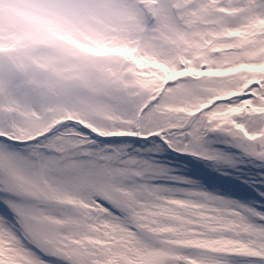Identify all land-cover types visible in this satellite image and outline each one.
Segmentation results:
<instances>
[{
	"label": "snow or ice",
	"instance_id": "1",
	"mask_svg": "<svg viewBox=\"0 0 264 264\" xmlns=\"http://www.w3.org/2000/svg\"><path fill=\"white\" fill-rule=\"evenodd\" d=\"M0 264H264V0H5Z\"/></svg>",
	"mask_w": 264,
	"mask_h": 264
},
{
	"label": "rangeland",
	"instance_id": "2",
	"mask_svg": "<svg viewBox=\"0 0 264 264\" xmlns=\"http://www.w3.org/2000/svg\"><path fill=\"white\" fill-rule=\"evenodd\" d=\"M5 0H0V22H3V9L2 5L4 4ZM14 4H19L21 0H11Z\"/></svg>",
	"mask_w": 264,
	"mask_h": 264
}]
</instances>
